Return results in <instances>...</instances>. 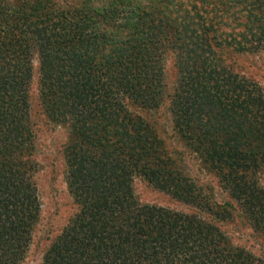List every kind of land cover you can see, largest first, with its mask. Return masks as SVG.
<instances>
[{"label":"trees","instance_id":"1","mask_svg":"<svg viewBox=\"0 0 264 264\" xmlns=\"http://www.w3.org/2000/svg\"><path fill=\"white\" fill-rule=\"evenodd\" d=\"M261 49L264 0H0V264L23 262L40 213L35 53L40 105L68 124L78 205L43 264H264L220 227L235 206L264 234V88L231 65ZM167 52L181 69L170 99L178 134L234 206L196 185L128 108L163 102ZM138 175L193 209L141 203Z\"/></svg>","mask_w":264,"mask_h":264},{"label":"rangeland","instance_id":"2","mask_svg":"<svg viewBox=\"0 0 264 264\" xmlns=\"http://www.w3.org/2000/svg\"><path fill=\"white\" fill-rule=\"evenodd\" d=\"M231 19V15H227L225 22L229 23ZM239 54L231 60L232 67L251 79L259 81L264 88V49ZM187 63L189 62H185ZM180 75L181 69L179 70V65L177 66L176 56L172 52H167L164 59L163 102L156 108L142 109L140 106L130 104L128 108L142 116L153 127L162 139L165 151L175 158L179 167L196 185L220 203L228 202L234 206V201L220 185L217 175L204 168L200 158L186 147L184 138L182 139L178 134L170 99ZM29 96L30 119L34 131L32 159L36 163L34 179L40 201V213L32 231L25 259L21 264H43L45 250L68 224L69 219L77 211L78 205L68 191L65 176L67 165L64 147L69 138L68 124L48 117L40 105L39 60L36 53L33 57V76ZM261 178V183L264 185V176L262 175ZM133 189L141 203L180 210L193 209L165 191L157 189L140 175L133 178ZM220 227L231 241L245 244L256 255H264V234L259 235L253 231L235 206L232 217L224 223L220 222Z\"/></svg>","mask_w":264,"mask_h":264}]
</instances>
